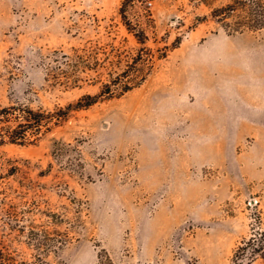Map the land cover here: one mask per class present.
<instances>
[{"label":"rangeland","instance_id":"obj_1","mask_svg":"<svg viewBox=\"0 0 264 264\" xmlns=\"http://www.w3.org/2000/svg\"><path fill=\"white\" fill-rule=\"evenodd\" d=\"M229 1L0 0V133L21 107L52 117L0 145V250L238 264L264 231V28L243 29L240 5L220 21ZM140 52L145 78L125 91Z\"/></svg>","mask_w":264,"mask_h":264},{"label":"trees","instance_id":"obj_2","mask_svg":"<svg viewBox=\"0 0 264 264\" xmlns=\"http://www.w3.org/2000/svg\"><path fill=\"white\" fill-rule=\"evenodd\" d=\"M237 5L241 6L243 11L241 24L243 29L256 30L264 28V0H230L223 7H218L213 9V15L221 17L220 21L225 22L227 19L233 16V13L237 9ZM123 14L124 11H123ZM127 24V23H126ZM228 24V21H227ZM128 26L130 31H133L131 27ZM138 40L141 43H145L144 37H139ZM146 60V56L143 53H137L128 60L127 67L122 72V75L126 77L124 84L122 86L123 90H129L132 88L133 84L141 83L145 78V73L141 76L139 75L138 64ZM139 70V71H138ZM121 78L120 76L117 77ZM114 83H115V79ZM112 82V81H111ZM119 81H116L118 83ZM133 83V84H132ZM134 84V85H135ZM110 87V84H108ZM105 91V90H103ZM110 91V89H109ZM98 100V95H85L81 97L76 103L79 108L88 107L95 104ZM4 113H1L3 112ZM0 112V123L5 122L9 118L8 110L4 109ZM15 118H17L18 123L14 127H9L5 132L0 133V145L5 141L6 136H8L9 141L17 143L22 142L27 138L28 132L37 133L42 130L44 126H49L51 120V115L43 111H36L31 107H21L18 109V113H15ZM64 116V115H61ZM66 116V115H65ZM22 131H19V130ZM261 254L264 257V231H258L254 236L247 240H244L241 245H239L236 254L235 261L239 262L246 260V264L254 259L256 255ZM0 264H48L42 260H38L37 257L33 261L27 259H19L15 254L10 251L0 250ZM96 264H119L105 248H102L98 255V261Z\"/></svg>","mask_w":264,"mask_h":264},{"label":"crops","instance_id":"obj_3","mask_svg":"<svg viewBox=\"0 0 264 264\" xmlns=\"http://www.w3.org/2000/svg\"><path fill=\"white\" fill-rule=\"evenodd\" d=\"M262 64H264V56L260 59ZM264 77V74H263ZM262 84L264 85V80L262 81ZM259 111H264V105L262 106V108Z\"/></svg>","mask_w":264,"mask_h":264},{"label":"built area","instance_id":"obj_4","mask_svg":"<svg viewBox=\"0 0 264 264\" xmlns=\"http://www.w3.org/2000/svg\"><path fill=\"white\" fill-rule=\"evenodd\" d=\"M149 5H153L155 0H146Z\"/></svg>","mask_w":264,"mask_h":264}]
</instances>
